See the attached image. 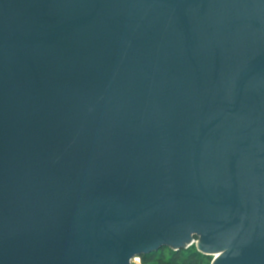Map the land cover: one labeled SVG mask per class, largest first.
<instances>
[{"label": "water", "instance_id": "obj_1", "mask_svg": "<svg viewBox=\"0 0 264 264\" xmlns=\"http://www.w3.org/2000/svg\"><path fill=\"white\" fill-rule=\"evenodd\" d=\"M264 264V0H0V264Z\"/></svg>", "mask_w": 264, "mask_h": 264}, {"label": "trees", "instance_id": "obj_2", "mask_svg": "<svg viewBox=\"0 0 264 264\" xmlns=\"http://www.w3.org/2000/svg\"><path fill=\"white\" fill-rule=\"evenodd\" d=\"M212 256L199 252L195 245L178 252L164 248L156 253L141 256L142 264H211Z\"/></svg>", "mask_w": 264, "mask_h": 264}, {"label": "rangeland", "instance_id": "obj_3", "mask_svg": "<svg viewBox=\"0 0 264 264\" xmlns=\"http://www.w3.org/2000/svg\"><path fill=\"white\" fill-rule=\"evenodd\" d=\"M194 240H195V242H196V243H195V247H196V245H198V242L200 241V238L196 237ZM168 249H169V248H168ZM171 250H172V249H171ZM212 257H213V256H212ZM138 258L141 259V257H138ZM135 262H138V259H136ZM137 264H139V263H137ZM141 264H142V261H141Z\"/></svg>", "mask_w": 264, "mask_h": 264}, {"label": "built area", "instance_id": "obj_4", "mask_svg": "<svg viewBox=\"0 0 264 264\" xmlns=\"http://www.w3.org/2000/svg\"><path fill=\"white\" fill-rule=\"evenodd\" d=\"M195 243H196V242L194 241L193 245H195ZM213 258H214V257H213ZM136 259H138V263L141 264V259H140V258H136ZM136 259H135V260H136ZM135 260H134V261H135ZM133 264H135V263H133ZM136 264H137V262H136Z\"/></svg>", "mask_w": 264, "mask_h": 264}, {"label": "bare ground", "instance_id": "obj_5", "mask_svg": "<svg viewBox=\"0 0 264 264\" xmlns=\"http://www.w3.org/2000/svg\"><path fill=\"white\" fill-rule=\"evenodd\" d=\"M133 263H135L136 264V262L134 261ZM138 263V262H137Z\"/></svg>", "mask_w": 264, "mask_h": 264}]
</instances>
